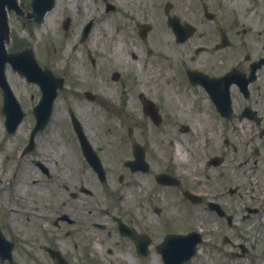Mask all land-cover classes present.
<instances>
[{"label":"flooded vegetation","instance_id":"flooded-vegetation-1","mask_svg":"<svg viewBox=\"0 0 264 264\" xmlns=\"http://www.w3.org/2000/svg\"><path fill=\"white\" fill-rule=\"evenodd\" d=\"M210 1L216 3L202 6L196 21L190 23L195 28L193 39L206 44L200 53L180 62L175 76L118 72L108 79L123 93L133 94L129 101L141 108L152 132L136 121L131 134H117L118 139L108 143L113 146L110 151L98 136L87 135L107 176L118 173L114 182L119 191L106 198L114 213L99 199L100 194L104 196V180L84 154L78 137L70 139L77 150L65 167V210L52 209L51 222L58 230L55 234L63 231L72 250L84 253L92 244L111 255L110 264H179L184 256L178 236L191 231L184 230L179 216V207L192 206L184 196L188 189L203 196L201 206L209 201L219 204L225 216L212 212L224 229L202 231L196 254L186 264H264V0L252 12L229 10L222 5L228 0H221L222 4ZM52 36H56L55 28ZM104 38L94 43L98 50H106ZM59 52L53 42L54 72ZM84 59L89 70L103 71L113 64L101 56ZM62 70L68 74L66 67ZM138 87L142 88L138 91ZM150 102L158 110L157 120L146 114ZM55 142L56 151L62 153L52 136V157ZM136 147L144 153L147 170L132 171L127 165L134 161ZM162 175L174 179L160 182ZM3 231L14 243V251L0 264H23L19 259L35 258V253L23 257L21 240L9 229ZM92 232L106 234L100 246L86 236ZM38 240L44 242L36 245L33 240L30 247L42 249L52 264L49 250L60 249L55 239Z\"/></svg>","mask_w":264,"mask_h":264},{"label":"rangeland","instance_id":"rangeland-1","mask_svg":"<svg viewBox=\"0 0 264 264\" xmlns=\"http://www.w3.org/2000/svg\"><path fill=\"white\" fill-rule=\"evenodd\" d=\"M19 1L23 8L28 9L31 0ZM108 1L117 7L109 18L103 16L104 3L102 0H58L56 11L49 13L41 25L33 23L24 26L23 19L13 12L10 13L9 17L12 39L8 50L21 49L24 44L30 46L39 63L52 70V39L55 38L58 41L57 47L60 48V52L57 54V73L62 72V68L66 67L70 76L65 91L60 94L56 101L52 121L36 138L37 148L32 155L21 159L19 151L29 138L30 131L35 125L32 108L38 103L41 90L37 84L29 83L24 77L8 67L9 81L22 103L26 117L20 126L21 129L19 127L15 134L9 135L5 127V117L1 110L0 95V223L5 221L4 223L7 224L6 220L17 222L19 232L27 236L29 242L34 240L36 245L44 242L38 240V237L52 236L56 245L66 257L71 259V264H110L111 256L107 255L102 248H93L92 244H89L90 248L84 253L81 250H72L63 231L55 234L58 230L52 226V209L60 212L65 210L62 205L67 197L65 167L67 168L70 158L76 157L77 150V146L69 141L70 136H73V130L68 115V107L71 106L76 112L86 134L98 136L102 140L101 144H106V147L109 141L115 140L117 134L123 133V130L124 133L128 132L129 127L133 126L136 121L148 125L149 133L152 134L150 123L142 114L141 108L134 107L133 102L129 101V97L133 94H122V89H116L114 84L108 82L107 77L115 70L124 75L132 74L138 77H143L152 71L175 76L180 62L188 60L193 55V50L206 44V42L195 38L187 43L177 44L175 36L167 25V17L164 13L166 3L170 2L174 5V9L171 11L172 15L178 16L183 22L190 23L196 21V13L203 3L210 5L216 3L210 0ZM219 2V4L223 3L221 0ZM258 3L259 0H228L222 5L232 11L245 8L252 12L257 10ZM90 14L92 16H89ZM66 18L71 19V27L68 33H65L62 28V21ZM91 18L95 19L96 22L101 19V22L104 23L100 24L99 22V28L91 35L93 39L97 38V42L91 40L82 49L84 53L91 50L93 54L96 52V55L101 56V58L113 60V64L106 67L103 74L101 72L94 74L92 70L88 71L83 52L79 51L81 46L78 47V51L71 52V46L78 41L81 25ZM137 23H147L153 27L148 35L147 45L138 35ZM52 27L56 30L54 37L52 36ZM102 36H105V51L98 50L97 46L93 45V43H99V38ZM249 38L251 37L249 36ZM64 44L67 45L64 46ZM147 48L155 51L153 56H147ZM112 51L113 53L110 54ZM133 54L138 59L134 60ZM160 86L162 91L164 89L163 84L160 83ZM141 88L138 87V91ZM172 89L173 86L171 91ZM86 91L97 94L96 101H89L84 94ZM145 94L147 95V93ZM125 99L126 101H124ZM52 136L57 139V146H61L63 151V153L56 151L55 142L53 153L56 157V171L60 179L53 184L54 195L52 194ZM152 138L148 137L149 140ZM112 148L113 146H108L109 151ZM66 151L67 154H65ZM37 163L39 166L42 164L43 167L49 169L48 176L40 171ZM199 169L203 168L198 167ZM177 171L180 170L177 169ZM112 179L110 178V182ZM110 182L105 184L104 196L100 194L99 199L106 208L114 213L115 210L111 202L106 200L116 191L113 185H109ZM16 185L20 187L16 189ZM37 205L41 207L40 210H36ZM191 212H193L194 225L197 227L207 228L212 232L221 229L218 219L213 214L203 211L202 207L193 208ZM185 213V208L179 207V216L183 222ZM27 217H31L30 223H26ZM44 219L49 220L44 221ZM245 228L246 225L240 230L244 231ZM43 231L49 232L41 234ZM185 231H189V229L186 228ZM105 235L100 232H92L86 236L94 240L97 246H100ZM249 239H252V235L249 236ZM20 245L23 257L35 253V258L19 259V263L51 264L47 261L48 257L45 256L42 249L32 248L28 243H21ZM98 249L101 252H98ZM99 257L104 258L105 261L99 262ZM52 264H54L53 261Z\"/></svg>","mask_w":264,"mask_h":264},{"label":"water","instance_id":"water-1","mask_svg":"<svg viewBox=\"0 0 264 264\" xmlns=\"http://www.w3.org/2000/svg\"><path fill=\"white\" fill-rule=\"evenodd\" d=\"M54 0H33L32 1V12H26L19 8L17 0H0V59L4 62H10L14 65L15 69L18 70L22 75H25L30 81L38 82L42 90L44 92V95L52 94V73L48 70L42 72L39 70L32 58V50H26L20 53L16 54H8L6 51V45L10 40V28H9V22H8V13L6 6H8L9 10H15L19 15L28 18H34L36 22H41L45 15L52 11V8L54 7ZM171 8V5H167L166 7V14L169 13V10ZM169 23L172 24L173 29L177 35V38L179 41H183L185 36H187V33H182V30L178 26V19L173 18L169 16ZM148 27L143 26L142 29H147ZM184 31L191 33V29H185ZM146 32V30H145ZM145 32L143 33V36H145ZM145 38V37H144ZM22 55V56H21ZM31 65H33V68H29ZM1 80L3 81V87L6 91V95L9 97V91L5 84V80L3 79V76L1 77ZM50 97V105L45 106V108H42L41 106L35 109V114L38 119V126L33 132L32 140L34 136L38 133V131L43 130L46 125L48 124L50 117L52 115V103L55 98V95ZM9 98L6 99V106L3 109L5 114L8 116V129L10 132H13L18 125V123L22 120L23 115L21 114L19 108L17 106H14V104L8 103ZM16 115L18 116L16 118ZM73 119L76 124V129L79 132V134L82 135V131L80 126L78 125V122L75 119L74 113ZM33 142V141H32ZM32 146V145H31Z\"/></svg>","mask_w":264,"mask_h":264},{"label":"bare ground","instance_id":"bare-ground-1","mask_svg":"<svg viewBox=\"0 0 264 264\" xmlns=\"http://www.w3.org/2000/svg\"><path fill=\"white\" fill-rule=\"evenodd\" d=\"M47 18V17H46ZM20 129H21V127H20ZM177 155H178V153H177ZM20 187V186H19Z\"/></svg>","mask_w":264,"mask_h":264}]
</instances>
